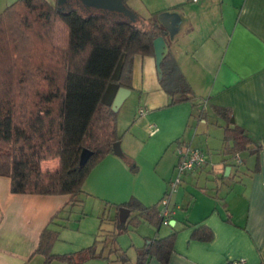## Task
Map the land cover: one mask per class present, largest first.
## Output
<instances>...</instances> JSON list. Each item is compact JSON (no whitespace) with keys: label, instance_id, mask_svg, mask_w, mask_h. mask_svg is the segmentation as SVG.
<instances>
[{"label":"crops","instance_id":"1","mask_svg":"<svg viewBox=\"0 0 264 264\" xmlns=\"http://www.w3.org/2000/svg\"><path fill=\"white\" fill-rule=\"evenodd\" d=\"M127 2L145 25L154 14L182 15L180 33L174 41L166 38L167 57L191 86L197 108L194 103L170 106L172 98L161 86L156 58L135 57L133 89L118 111L123 156L113 153L93 169L79 203L72 206L71 196L13 194L11 179L0 176V264H44L36 251L47 228L59 233L55 255L77 253L98 242L108 261L84 264H120L122 255L136 264L138 249L173 230L177 238L169 264H264V0ZM133 96L132 114L121 118ZM217 108L231 111L235 124L255 142L250 147L255 153H238L233 161L232 155L221 157L224 164L209 156L208 164L186 174L171 196L169 226L157 229L142 220L137 228L129 226L127 233L115 236L118 206L135 199L160 212L176 175L178 148L187 144L204 151L191 127L197 110L206 116H200L202 123L212 116L224 130L227 121ZM44 164L48 170L58 168V161ZM248 164L250 168L241 170ZM200 227L212 230L211 242L192 238ZM115 250L120 251L111 254ZM148 264L162 263L153 257Z\"/></svg>","mask_w":264,"mask_h":264},{"label":"trees","instance_id":"2","mask_svg":"<svg viewBox=\"0 0 264 264\" xmlns=\"http://www.w3.org/2000/svg\"><path fill=\"white\" fill-rule=\"evenodd\" d=\"M160 37L168 35L157 14L145 25L140 18L133 22L78 1L60 5L57 0L53 5L48 0H18L0 14V176L11 179L13 194L71 196L72 206L79 203L87 178L113 155L119 140L115 97L121 88L133 89L135 57H155L154 42ZM162 70L160 83L172 98L170 106L194 103V92L175 61L166 57ZM216 111L227 121V154L255 153L250 149L255 142L235 124L231 111ZM84 150L91 156L81 166ZM49 161H58V168L45 170L43 164ZM121 208L138 216L130 222L129 215L122 224L118 214L115 236L127 233L129 226L137 228L142 220L157 229L163 225L156 206L148 208L133 199L117 211ZM176 238L173 230L165 238L148 240L137 250L136 264H148L153 257L169 264ZM192 238L211 242L214 233L200 227ZM58 239L59 233L50 228L42 233L36 254L45 258L44 264L108 261L98 242L77 253L55 255ZM122 256L120 264H130Z\"/></svg>","mask_w":264,"mask_h":264},{"label":"water","instance_id":"3","mask_svg":"<svg viewBox=\"0 0 264 264\" xmlns=\"http://www.w3.org/2000/svg\"><path fill=\"white\" fill-rule=\"evenodd\" d=\"M68 1H78L81 2L85 7L93 8L96 10H103L107 12H117L130 18L133 22H137L138 16L130 10L124 0H58L60 5H64ZM159 23L167 31L170 41H174L176 36L180 33L183 28V17L178 12H166L162 13L158 17ZM155 58L157 63V70L160 79L163 77L162 64L168 55V44L164 37H160L154 42ZM131 91L125 88H121L113 102V110L118 112L127 97L130 95ZM113 153L116 156L122 157L123 151L121 149V143L118 141L113 145ZM91 156L89 150H84L81 154L80 165H85ZM231 168H227V173H230ZM130 211L126 208H121L119 210V219L123 224L128 220Z\"/></svg>","mask_w":264,"mask_h":264},{"label":"rangeland","instance_id":"4","mask_svg":"<svg viewBox=\"0 0 264 264\" xmlns=\"http://www.w3.org/2000/svg\"><path fill=\"white\" fill-rule=\"evenodd\" d=\"M4 1V5L1 6L0 5V14H2L6 8H8L9 6H11L12 4H14L15 2H17L18 0H2ZM50 3H57V0H48ZM128 1V0H127ZM126 1V5L129 4ZM128 8L130 9L129 5H127ZM131 10V9H130ZM155 15V14H154ZM153 15V18H154ZM135 103V97H131L127 104H125V106L123 107L122 110V116L121 118L124 117V113H126V118L129 117V115H131V109L133 108V104ZM138 107V104L134 107L135 109ZM119 116V114H118ZM201 116V113L199 110H197V116H195V119L192 121L191 123V127H192V131H197V136L198 137V144L200 145L201 148L204 149V152L207 154V156L211 157L215 162L218 161V163L221 161V157H226V156H230L229 154H227L230 150V148L228 146L225 145L224 143V130L222 128H220L219 126V122L212 116H208L207 117V122H201V120H199ZM201 143H200V142ZM230 147H232V144L230 145ZM249 155H244V159L248 158ZM234 156L232 155L230 159V161H233ZM228 161V160H226ZM220 163H225L224 160H222ZM59 166V165H58ZM43 167L45 170L47 169V166L45 164H43ZM251 165H245V166H241V170L246 171L247 168H250ZM176 177V175H175ZM134 217L131 216V218L129 219L130 222Z\"/></svg>","mask_w":264,"mask_h":264},{"label":"built area","instance_id":"5","mask_svg":"<svg viewBox=\"0 0 264 264\" xmlns=\"http://www.w3.org/2000/svg\"><path fill=\"white\" fill-rule=\"evenodd\" d=\"M191 3L197 4L203 0H189ZM178 164L176 167V177L170 184L169 190L161 201L160 217L163 220V225L169 226V203L171 196L176 193L183 182V177L186 174L193 173L202 169L208 164L207 154L192 145L184 144L177 150ZM234 264H244L243 261H235Z\"/></svg>","mask_w":264,"mask_h":264}]
</instances>
